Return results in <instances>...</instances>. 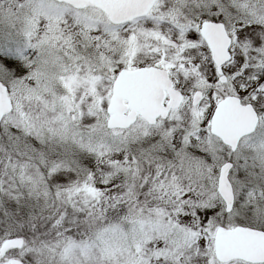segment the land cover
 <instances>
[{
	"label": "snow or ice",
	"instance_id": "6c2138e0",
	"mask_svg": "<svg viewBox=\"0 0 264 264\" xmlns=\"http://www.w3.org/2000/svg\"><path fill=\"white\" fill-rule=\"evenodd\" d=\"M0 264H264V0H0Z\"/></svg>",
	"mask_w": 264,
	"mask_h": 264
}]
</instances>
